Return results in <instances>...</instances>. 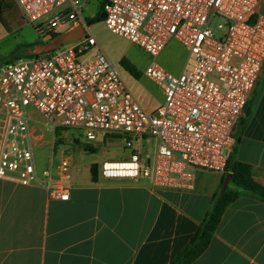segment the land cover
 Instances as JSON below:
<instances>
[{"label": "built area", "instance_id": "built-area-1", "mask_svg": "<svg viewBox=\"0 0 264 264\" xmlns=\"http://www.w3.org/2000/svg\"><path fill=\"white\" fill-rule=\"evenodd\" d=\"M14 1L24 21L47 43L78 22L86 25L84 12L91 0ZM259 5L260 0L104 2L103 23L113 35L153 58L172 41L188 51L179 74L155 62L145 70L165 98L151 112L141 106L93 35L67 48L0 65V180L40 184L52 199L70 198L51 168L37 172L30 109L44 118L53 138L61 130L83 131L85 145L100 133L122 139L130 155L123 161H104L99 167L103 179H147L156 187L192 191L198 172L224 174L264 67ZM150 139L157 141L153 161L143 155ZM65 140L52 143L53 151L62 154L58 170L67 179L72 162Z\"/></svg>", "mask_w": 264, "mask_h": 264}, {"label": "crops", "instance_id": "crops-1", "mask_svg": "<svg viewBox=\"0 0 264 264\" xmlns=\"http://www.w3.org/2000/svg\"><path fill=\"white\" fill-rule=\"evenodd\" d=\"M258 13L264 15V0ZM4 32L0 23L1 39ZM164 101L161 90L160 97L149 92V103L140 104L151 112ZM247 105L251 116L242 132L240 124L232 156L253 166L255 179L264 185V67ZM30 110L37 172L51 168L70 198L52 199L40 184L0 180V264H170L195 236L224 174L198 172L192 191L156 187L147 179L106 180L100 165L79 159L67 147L72 168L64 179L58 170L62 154L53 151L45 122L33 124ZM3 135L0 113V143ZM46 148L48 164L40 167L35 149ZM93 165L98 166L95 178ZM193 264H264V204L243 197L230 205L209 248Z\"/></svg>", "mask_w": 264, "mask_h": 264}, {"label": "rangeland", "instance_id": "rangeland-1", "mask_svg": "<svg viewBox=\"0 0 264 264\" xmlns=\"http://www.w3.org/2000/svg\"><path fill=\"white\" fill-rule=\"evenodd\" d=\"M92 3L88 5L84 12L85 19H92L95 15L93 11L97 8V12L100 10V0H96V3L91 0ZM98 1V2H97ZM98 3V4H97ZM19 8V7H18ZM21 12V11H20ZM93 16V17H92ZM89 30H87L88 35H93L104 53L107 55L109 60L117 65L118 72L125 82L129 90L136 97L139 103L145 104L149 103V92L154 98L161 96V90L156 84L151 82L145 77L144 72L148 66L156 62L161 67L165 68L173 74L181 73L184 69V64L187 61L188 51L184 49L177 41H172L166 50L159 55L157 58H153L146 54L139 47L131 44L124 38L113 35L105 26L103 22L95 23L91 25ZM34 43H45L37 35L35 29L25 22V25L14 32L13 34H5L3 39L0 38V57H8L18 46L22 44H34ZM72 44H66L60 47V49L67 48ZM126 59L131 63L133 68L139 73L138 78H133L131 74L124 68L121 64V60ZM32 115L33 124L36 127H41V122H44V118L30 110ZM38 122V124H37ZM98 139L93 142V144L88 145L89 148L94 149L95 153L85 152V138L83 131L74 132H63L58 130L56 137L53 138L52 133H47V138L50 142L53 140H65L67 143L64 148L69 147L76 151V155L79 159L86 162L93 161L98 165H101L104 161H123L129 157L130 153L124 148V141L114 137H109L103 134L98 135ZM70 137V139H69ZM74 137L79 139V142H75ZM70 140V141H69ZM157 141L155 139H150L145 143V149L143 150V155L145 159L154 160L155 156V146ZM34 149V148H33ZM81 149V150H79ZM36 160L40 167H46L48 164V158L50 155V149L45 150L35 149ZM86 157V158H85ZM35 158V155H34Z\"/></svg>", "mask_w": 264, "mask_h": 264}, {"label": "trees", "instance_id": "trees-1", "mask_svg": "<svg viewBox=\"0 0 264 264\" xmlns=\"http://www.w3.org/2000/svg\"><path fill=\"white\" fill-rule=\"evenodd\" d=\"M106 1L108 0L101 1L100 10L96 16L86 20L88 27L95 23L104 22L103 4ZM0 23L8 34H13L25 25L24 18L14 0H0ZM39 44L42 43L18 46L8 57H0V65L12 64L22 58L34 56L31 54V50ZM121 64L133 78L139 77V73L126 59H122ZM245 114L246 116L241 122V132L251 116L248 105L245 109ZM237 140L239 141L240 137ZM84 147L87 152L95 153L94 149L89 148L88 145ZM92 173L94 178L98 175L97 165L92 166ZM243 197L251 198L264 204V185L255 179V168L253 166L237 162L231 155L220 188L213 196L210 208L195 236L170 264H193L200 258L209 248L225 211L235 201Z\"/></svg>", "mask_w": 264, "mask_h": 264}, {"label": "water", "instance_id": "water-1", "mask_svg": "<svg viewBox=\"0 0 264 264\" xmlns=\"http://www.w3.org/2000/svg\"><path fill=\"white\" fill-rule=\"evenodd\" d=\"M87 35V26L78 22L73 27L58 34L47 43L39 44L31 50V54L39 56L60 48L63 45L83 40Z\"/></svg>", "mask_w": 264, "mask_h": 264}]
</instances>
